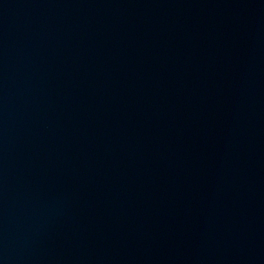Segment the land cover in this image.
Wrapping results in <instances>:
<instances>
[{
    "label": "water",
    "instance_id": "95a60500",
    "mask_svg": "<svg viewBox=\"0 0 264 264\" xmlns=\"http://www.w3.org/2000/svg\"><path fill=\"white\" fill-rule=\"evenodd\" d=\"M0 264H264V0H0Z\"/></svg>",
    "mask_w": 264,
    "mask_h": 264
}]
</instances>
